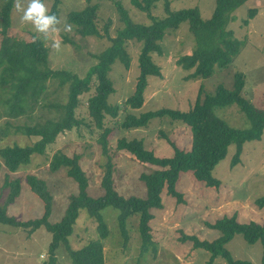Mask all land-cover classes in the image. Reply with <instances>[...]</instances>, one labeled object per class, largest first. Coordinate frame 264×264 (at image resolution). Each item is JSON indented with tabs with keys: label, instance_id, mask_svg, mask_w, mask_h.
<instances>
[{
	"label": "rangeland",
	"instance_id": "374dc122",
	"mask_svg": "<svg viewBox=\"0 0 264 264\" xmlns=\"http://www.w3.org/2000/svg\"><path fill=\"white\" fill-rule=\"evenodd\" d=\"M57 9L58 24L56 31L47 34L36 33L32 25L20 21V13L16 10L14 0L10 11L9 36L14 40L29 41L39 38L48 49L47 65L53 70H64L75 74L78 78L86 75L87 70L96 62L95 54L108 44L106 36H82L75 32L66 16L73 10L82 9L85 0H59ZM119 1L135 22L150 24L147 13L134 7L130 0H93L98 5V26L102 30L109 22V35L115 36L121 22L116 11L115 2ZM2 0H0L1 4ZM26 6V0H20ZM45 7L51 10L53 0H43ZM215 0H169L170 10L197 7L203 19H208L213 11ZM254 8L256 14L248 18L247 11ZM155 18L166 15L163 1H159L150 10ZM227 29L233 36L244 41V46L230 65L219 69L207 78L192 77L193 68L184 69L176 63L177 59L191 53L195 49V37L189 30L187 21L180 23L176 30L168 32L160 42L162 54H151L152 60L161 68V78L149 77L144 90V101L139 109L123 108L116 118L106 116L105 126L112 132L108 139L107 153L102 152L98 136L101 133L88 116L86 103L90 92L80 96V103L75 113L86 125L59 134L54 142L47 146L45 153L32 154L28 164L21 166L16 172H8L0 168V206L6 204L9 187L4 186L5 175L10 179L19 178L21 189L19 195L6 205L7 214L16 220H27L39 217L44 211V201L36 195L26 182L27 175H35L45 182L51 195L50 222H57L63 216L69 197L77 193L76 182L67 176L66 168L56 171L49 168L51 155L60 150L72 156L78 154L79 165L88 178L87 192L96 197L103 193L101 180L108 159L113 164V185L115 190L128 197L130 195L145 197L146 188L139 179L141 173L152 171L155 166L137 161L130 153L116 148L117 140L137 138L143 141L144 147L151 149L157 156L168 157L173 149L167 139L173 141L181 149H189L191 132L187 125L167 118L151 119L145 127L124 129L121 121L128 113L139 114L162 107L188 110L199 91L212 93L218 84L231 88L234 74L242 73L244 87L242 94L256 108L264 109V0H247L236 8ZM247 20L245 23L244 20ZM142 43L129 40L126 49L130 55L128 69L115 61L108 77L113 83L114 91L108 96L110 104H123L125 98L133 93L138 75L137 57ZM45 88L33 103L32 108L12 117L8 114L10 103L6 100L11 94L8 85H0V148L17 144L30 145L37 137L28 136L24 130L27 126L37 125L46 119H55L59 106L67 99V83L63 86L57 80L46 81ZM216 114L230 126L238 129L250 128L251 122L240 111L236 104L218 107ZM235 146L228 147L227 154L214 169L212 176L220 181L218 187H207L197 180L191 171H181L175 188L182 193V201L177 202L164 189L160 193L162 207L152 209L153 218L149 225L151 235L156 243V254L151 250L140 252V235L137 227V215L132 216L126 224L129 239L124 246L117 224L118 210L108 206L101 214L109 230L108 236L101 240L104 249V264H206L209 252L202 248H194L190 241H181L182 234L195 235L201 240L212 241L220 236V232L207 226L224 216H236L239 222H264V206L259 207L256 199L264 196V130L258 140L243 144L240 160L231 166ZM1 160V159H0ZM96 222L85 209L79 211L68 237L72 249H78L91 239H97ZM50 233L43 227L29 233L21 227L0 224V264H42L47 257ZM234 259L248 260L252 264H261L262 246L259 241L249 244L241 234H234L224 245ZM55 255L58 264H72L69 256L60 245ZM212 264H228L222 256H216Z\"/></svg>",
	"mask_w": 264,
	"mask_h": 264
},
{
	"label": "trees",
	"instance_id": "16d2710c",
	"mask_svg": "<svg viewBox=\"0 0 264 264\" xmlns=\"http://www.w3.org/2000/svg\"><path fill=\"white\" fill-rule=\"evenodd\" d=\"M85 1L87 4L82 9L67 13V22L82 36L99 38L106 36L109 44L94 55L95 64L82 78L68 71L50 69L47 65L48 49L39 38L33 37L29 41L12 39L8 32L14 0H2L0 4V85H8L11 90L6 100L10 103L8 114L16 117L26 109L32 108L49 79L57 80L60 86L67 83L68 88L67 99L59 106L55 119H46L25 128L24 132L28 136L37 137L32 144L24 146L12 144L0 148V168L3 164L8 172H16L21 166L28 164L32 154H44L47 146L54 142L59 134L86 125L85 120L78 118L75 111L79 106L80 96L90 92L92 88L93 93L87 99L86 109L94 126L101 130L97 139L102 152L106 154L109 135L112 132L111 128L104 124L106 116L116 118L123 108L139 109L142 106L148 78L162 76L161 68L152 60L151 54H162L160 42L168 32L176 30L180 23L188 22L189 30L195 37V49L180 56L176 63L184 69L193 68L190 75L192 77L207 78L212 75L215 67L219 69L227 67L244 46V41L234 37L233 32L227 29V25L233 18L232 12L247 0H215L212 14L208 19L201 17L197 7L170 10L169 0H130L134 7L147 13L151 19L150 24L133 21L127 10L117 1L115 6L121 27L116 30L113 37L109 35V20L102 30L98 26L97 3L93 0ZM159 1H163L166 15L155 18L150 14V10ZM59 2L53 0L50 10L56 17L59 14L57 9ZM255 14L254 8L248 9V18H253ZM129 40L142 43L137 57L139 72L135 87L133 93L124 99L123 104H110L108 96L114 91V87L108 73L115 61H119L124 68H129L130 55L126 49ZM244 83L242 73L237 72L234 74L231 88L218 84L212 93H204L203 96L199 91L188 110L162 107L137 115L128 113L125 116L120 123V127L124 129L145 127L151 119L167 118L182 122L191 132V145L187 150L179 148L166 138L173 149L172 155L168 157L157 156L151 149L144 147L141 139L121 137L117 140L118 150L130 153L141 163L155 166L152 171L141 173L139 176L146 188L145 197L133 195L125 197L115 190L112 179L113 164L110 159L106 162L100 183L103 193L96 197L90 196L87 192L88 178L79 165V155L69 156L57 150L50 157V170L56 171L60 167H65L67 176L73 179L78 187L77 193L69 197L61 219L57 222L48 220L51 195L46 189L45 182L32 174L26 176V182L44 201L42 215L20 221L7 214L6 205L19 195L21 182L19 178L10 179L6 174L4 186L9 187V192L6 204L0 206V224L21 227L29 233L40 227L49 232L48 255L42 264H58L55 251L60 245L64 247L72 264H104L101 240L108 236L109 230L101 211L111 206L118 210L116 218L123 245L125 246L129 239L127 221L137 215L140 252L143 254L151 250L155 255L156 243L152 238L149 222L153 218L151 210L162 207L160 193L165 189L167 194L177 199V202L182 201V193L175 188L181 171H191L193 176L207 187H218L220 181L212 176V170L227 154L228 147L232 144L235 146L231 160V166H234L240 160L243 144L260 139L264 130V109L256 108L243 96ZM231 104H236L249 119L250 128H234L216 114V108ZM256 203L259 207L264 206V196L256 199ZM81 209H85L96 222L98 238L89 240L78 249H72L68 237L73 232ZM207 226L218 230L220 236L212 241L201 240L195 235L182 234L180 237L183 242L190 241L194 248H202L209 252L206 264H212L216 256H222L228 264H252L248 260L232 258L224 248L234 234H241L249 244L259 241L262 246L260 262L264 264V222H239L233 214L207 223Z\"/></svg>",
	"mask_w": 264,
	"mask_h": 264
},
{
	"label": "clouds",
	"instance_id": "9594fccd",
	"mask_svg": "<svg viewBox=\"0 0 264 264\" xmlns=\"http://www.w3.org/2000/svg\"><path fill=\"white\" fill-rule=\"evenodd\" d=\"M15 7L20 13V21L31 24L36 33L47 34L49 31H56L57 17L49 12L43 0H26L24 7L21 6L20 0H17ZM64 30L70 31L71 25H65Z\"/></svg>",
	"mask_w": 264,
	"mask_h": 264
}]
</instances>
